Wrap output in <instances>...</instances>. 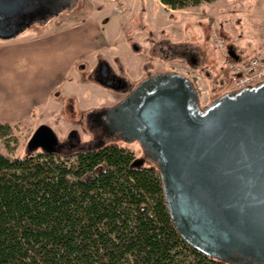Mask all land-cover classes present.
<instances>
[{
	"label": "water",
	"instance_id": "water-1",
	"mask_svg": "<svg viewBox=\"0 0 264 264\" xmlns=\"http://www.w3.org/2000/svg\"><path fill=\"white\" fill-rule=\"evenodd\" d=\"M74 1L0 0V41L45 25ZM228 55L239 59L230 47ZM98 65L122 80L107 60ZM101 113L116 141L141 148L133 165L157 168L171 221L189 246L224 264H264V81L202 106L190 79L164 71L140 80ZM61 147L41 124L25 153L58 154Z\"/></svg>",
	"mask_w": 264,
	"mask_h": 264
},
{
	"label": "trees",
	"instance_id": "trees-1",
	"mask_svg": "<svg viewBox=\"0 0 264 264\" xmlns=\"http://www.w3.org/2000/svg\"><path fill=\"white\" fill-rule=\"evenodd\" d=\"M159 1L185 10L215 0ZM21 124L0 123V264H224L180 237L152 163L135 166L114 144L17 158Z\"/></svg>",
	"mask_w": 264,
	"mask_h": 264
},
{
	"label": "crops",
	"instance_id": "crops-1",
	"mask_svg": "<svg viewBox=\"0 0 264 264\" xmlns=\"http://www.w3.org/2000/svg\"><path fill=\"white\" fill-rule=\"evenodd\" d=\"M119 1H122L123 13L128 11L125 18L134 16L137 2H141L142 5L145 2V0ZM148 1L157 3L171 18L169 23L159 25L145 21V26L153 27L152 36L156 38L167 36L162 32L159 34V30L179 26L174 17L179 16L183 21L182 15L178 12L189 10H171L159 0ZM260 4L261 0H237L233 3L230 0H215L194 9H197L201 16L211 13L218 19L222 15H238L250 6ZM105 6L108 11L111 10L110 2ZM106 18L105 14L96 12L89 14L85 12L77 18L59 17L49 25H44L39 32L33 31L18 39L7 41L9 45H0V123L25 122L31 116V108L27 104H44L48 95L56 88L64 89L67 94L76 95L88 89L92 96L109 97L107 92L95 84L77 85L80 80L73 76V71L81 62L87 61L93 65L97 57H104L110 63L117 60L124 75L131 81L130 75L135 71L140 59L129 55L130 42L122 27L125 18L116 20ZM131 29L134 32L130 34V39L144 36V27L141 24H134ZM169 34L172 36V33ZM171 36H167L169 38H165V41L169 45H177L171 41ZM73 77L74 83H70L69 79Z\"/></svg>",
	"mask_w": 264,
	"mask_h": 264
},
{
	"label": "rangeland",
	"instance_id": "rangeland-1",
	"mask_svg": "<svg viewBox=\"0 0 264 264\" xmlns=\"http://www.w3.org/2000/svg\"><path fill=\"white\" fill-rule=\"evenodd\" d=\"M230 1L233 3L237 0ZM108 2L112 5L110 11H108L107 6H105ZM121 3L122 1L119 0H75L69 10L50 19L46 24L49 25V23L56 21L59 17L61 19L70 18L72 16L77 18L85 12L88 14L90 12L105 14V16L111 20L125 18L128 11L125 13L120 12L123 14H116L115 12L117 11H114L116 5H118L119 11H121V8L124 9ZM112 10L114 12H112ZM234 10H236V8ZM197 11V9L192 8L186 10V12H178L183 17V21H181L179 16L174 17V19H176L175 22L178 23L179 26H173L172 28L174 29L159 30V34L162 32L167 36H171L169 33H172V42L194 51L201 58L200 65L194 70L201 76V83L204 91L201 105L206 106L211 100L226 92L225 89L223 90L221 88V82L225 76V62L213 48L212 41L214 35L223 38L226 45L240 56L247 57L254 54L260 47L264 46V0H261L260 5L255 7L250 6L245 12H240L238 15H222L218 18L219 21L215 14L213 15L210 13L209 15L201 16ZM170 19L169 15H166L157 3L149 2L148 0H145L143 5L141 2H137V10L134 16L124 19L122 27L124 28V32L127 33L130 45L131 43H136L139 46L138 52H133L131 48V51H129L131 57L137 56L140 59L138 66H135V71L130 75L133 83L137 84V81H140L144 77V68H148L149 64H152V62L155 69V71H153L154 74L163 71H173L174 68L185 67L183 62L179 60L173 61L165 66H160L161 64H159V61H157L158 59H156L157 55L153 56L155 59H151V62L149 56L144 52V49L148 47L146 39L158 41L169 38L167 36L162 38L161 36L159 38L152 36L154 32L153 27L145 26V21L159 25L161 23H169ZM134 24H141V26L144 27V36L142 38L130 39V34L134 32L131 29ZM43 26L44 25L37 24L32 25L15 39L33 31L39 32ZM0 45H9V43L0 41ZM79 64L84 66V71L79 68ZM79 64L75 66L73 71V76H77L80 80L77 85L87 86L94 84L91 81H87L85 78V73L90 70L92 65L87 61ZM121 72L124 74L123 70ZM74 80V77L70 78L69 82L74 83ZM56 92L59 93V95H56ZM67 97H73L72 105L77 111L76 113L66 110L65 105ZM46 100L44 104H27V106L31 108V116L28 120L22 122L14 131V135L19 139V146L14 153L15 157L19 158L25 154L26 144L39 125L46 124L50 126L61 141L66 138L67 131L71 127L75 128L80 133L83 132V123L77 127L73 125L79 113H85V111L90 108L107 105L112 102L110 97H103L100 95L92 96V92L88 89H84L80 95H76L73 93L67 94L66 91L61 88L52 90ZM80 137L82 141L88 139L87 136L81 135ZM114 145L129 149L134 158L143 157L142 150L137 143L125 144L116 141ZM70 161H73V158H71Z\"/></svg>",
	"mask_w": 264,
	"mask_h": 264
},
{
	"label": "flooded vegetation",
	"instance_id": "flooded-vegetation-1",
	"mask_svg": "<svg viewBox=\"0 0 264 264\" xmlns=\"http://www.w3.org/2000/svg\"><path fill=\"white\" fill-rule=\"evenodd\" d=\"M146 43L148 44V47L144 49V52L147 56H149L151 62V59H155L153 58V56L157 55L156 59H158V63L161 64L160 66H165L173 61L179 60L182 61L185 66H189L195 69L201 63V58L194 51H191L188 48L181 47L179 45H169V43L165 40L156 41L152 39H146ZM102 59L105 58H96L95 63L92 65L90 70L85 73V78L87 79V81H91L93 83L95 81L105 83L108 88H103L97 83L94 84L98 85L105 92H107L109 97L112 99V102L107 105H101L95 108H90L85 111V113H79L78 116L75 118L73 125L77 127L81 123H83V132L80 133L78 130L71 127L67 131L66 138L61 141L59 140L62 144V147L58 149L60 153H71L84 149H96L108 144L116 143V136L115 134H112L108 131V120L104 116L102 118L101 111L105 108H110L117 104L119 101H121L126 96L128 91L135 86L136 83L130 81L123 74V72H121L123 69L117 60H114L110 63L107 59H105L111 66L112 71L118 76H120L122 80L114 78L110 74V72L104 69V66L98 65V62ZM78 66L83 71L85 70L84 66H82L81 64H79ZM143 71L145 72L144 77L142 79L146 78L148 75L154 74L153 71H155V69L153 62L152 64H149L148 68H144ZM55 94L59 95V93L57 92ZM72 101L73 97H67L65 107L67 111L76 113L77 111L74 109ZM69 134L70 137L68 138ZM81 135L87 136L88 139L82 141L80 137Z\"/></svg>",
	"mask_w": 264,
	"mask_h": 264
},
{
	"label": "built area",
	"instance_id": "built-area-1",
	"mask_svg": "<svg viewBox=\"0 0 264 264\" xmlns=\"http://www.w3.org/2000/svg\"><path fill=\"white\" fill-rule=\"evenodd\" d=\"M114 11L123 12L124 9L121 8V11H119L118 5H116ZM212 45L214 50L220 55V58L224 60V67L228 71V81L225 86L226 92L254 86L264 81V46L250 56H240L238 60H235L228 55L227 45L220 36L214 35ZM173 70L183 74L193 82L202 104L204 91L201 76L193 68L187 66L174 68Z\"/></svg>",
	"mask_w": 264,
	"mask_h": 264
}]
</instances>
